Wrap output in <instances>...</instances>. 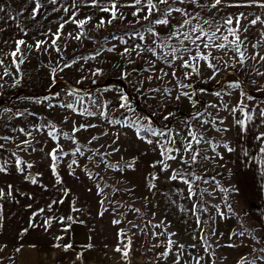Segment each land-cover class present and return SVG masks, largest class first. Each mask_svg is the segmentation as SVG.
I'll use <instances>...</instances> for the list:
<instances>
[{
  "label": "rangeland",
  "instance_id": "rangeland-1",
  "mask_svg": "<svg viewBox=\"0 0 264 264\" xmlns=\"http://www.w3.org/2000/svg\"><path fill=\"white\" fill-rule=\"evenodd\" d=\"M41 2L44 7L35 19H32L31 11L35 6L34 2H30V0H0V7L4 8V11L0 12V28L4 29L0 32V59H3L4 65L8 66L9 71L13 73L12 76L0 80V84L4 85L0 87V136L14 138L8 142L0 140V144L5 145L4 149H0V160L11 161L8 164L7 173H0V189L7 192L9 185L13 189L12 198L5 197L0 200V205H2L0 245H7L3 251H0V264H82L81 261L86 264L89 253H96V251L105 255V258H101V264H125L122 258L117 260L120 253L115 251L120 240L127 239V237L118 236L121 229L132 240L130 264H155L156 253L163 249L154 248L153 245L160 243L164 237L153 238L152 232H160L161 229L152 228L147 224L148 221H151V224H159L161 220L165 221L168 225L167 232L176 233L177 235L172 239L178 243L193 244L195 241H199L200 230L196 226L195 217L190 211L185 213L180 210L181 205L190 210L192 204L197 202L196 198L187 199V185L178 180L171 182L168 180L172 169L183 171L192 169L181 165L177 159L169 161L171 168L168 171L161 172L159 166L151 167L153 163L161 159L160 149L156 148L155 144L149 145L137 139L134 130L119 125L111 126L106 119L101 118L98 114L94 117L81 116L66 108H49L48 104L57 103V99H52L56 93L60 94L58 99L72 101L74 97L67 96V93L76 90L84 95L85 106L90 105L89 97H93L98 103L108 102V107L104 111L107 112L109 118H122L121 113L132 115L123 109L116 111L119 108V95L123 93L129 97L136 112L150 120L154 127L168 126L181 132L182 135H186V130L183 127L184 121L197 110L205 111L211 113L212 117L217 120L223 119L224 124H218V127L229 130L217 132L211 125L200 126L197 121H192L193 125L197 126L206 138L220 144H228L231 131L235 128L230 109L240 99L239 92L244 90L248 95L254 97L252 101H247L249 107L259 105L260 108H264V91L257 90L264 86V76H257L254 71L242 68L236 60L232 59L234 53L228 49L213 50V55L219 57L218 60H212V63L216 65L217 73L214 79H209L213 70L209 69L204 62H200L201 75H193L187 80L184 79V73L190 70L176 69L177 78L184 84H190V88H177V81L171 75L172 69L166 68L159 62H157L154 72H133L134 68L142 70L149 67L146 61L153 58L150 55L137 58L135 53H132L131 58L135 60V63L129 65L128 57H122L119 53L123 51L124 47L138 43V39L132 40L125 35L124 38L128 40L127 45L112 39L113 35H123L124 32L128 33L140 28L141 25L136 24V18L131 15L134 11L131 7L119 8V11L126 16L125 20H117L111 25L105 24L101 28H97L96 25L102 17L107 21L109 13L101 12L99 8L90 6L79 7L76 19H84L87 16L93 18L89 24L85 25L84 31L87 35L81 40L71 38L68 33H72L74 36L80 30L76 28L75 24H67L61 40L58 41L61 52L57 53L49 47L51 37H46L44 33H47L49 29L55 33L61 22L60 18L67 19L71 15V11L65 14L61 8L60 11L53 12V5L49 4L47 0H41ZM72 2L73 0H58L55 7H60L61 3L64 6H70ZM109 2L110 0H102L104 4ZM119 2L130 3L131 0H119ZM205 2L211 4L212 0H201V3ZM77 3L90 5L91 0H77ZM219 7V11L213 9L211 13L206 9L203 15L208 17L215 14L216 18L220 19L237 10V7ZM196 10L199 11V9ZM21 12L22 15H18ZM255 15L257 14L252 13V16ZM173 22L175 23V21ZM141 23L145 22L141 21ZM20 28H23L27 35H24ZM161 30L163 31V29ZM243 38L242 34L241 39ZM17 39H24L27 44L33 46L32 48L22 46V52L26 59L25 63L20 66V73L16 72L12 66V58L7 55L15 49ZM45 39L48 40V44H45L41 51H37L35 49L36 41ZM249 41L255 42L251 39ZM251 43H248L249 47ZM113 45H116V50L111 53L107 52L106 49ZM98 49L101 54L95 56ZM61 56L64 59H61ZM91 56H95V59H91ZM80 57L87 59H80L71 68H65L64 71L58 70L54 75L51 74V69L57 67V64L59 67H63L65 62ZM161 67H165V71L169 73L162 80L156 78L160 75L159 68ZM96 69H101L102 74L93 77L91 72ZM258 69L260 72H264V63H260ZM3 71L4 69L0 67V76L3 75ZM123 71L132 74L127 79H122L121 72ZM150 75L153 78L149 82ZM14 79L20 80L16 87H12ZM78 81L81 82L78 83ZM253 81L256 83L253 84ZM235 82L240 83L241 89L228 88L229 84ZM137 88H141V91L138 92ZM153 88L171 89V96L148 91ZM181 91L192 94L193 99L198 101L195 107L186 97H181L179 101L175 99V96ZM217 91L222 93L221 97L215 95ZM225 92H230V95H223ZM45 97L49 99L46 100ZM222 102L228 104V110H223ZM213 104L220 106L221 110L218 111L217 108L210 107ZM75 106L77 109L80 108V105ZM5 109L10 111L6 112ZM17 112H23L25 115L14 116L13 114ZM169 113H174V115L165 120L164 117ZM65 117H67L66 123L64 122ZM46 121L54 122L59 128L69 133L72 132L74 121L77 126L79 124L96 125L95 128L76 133L78 142L91 149H99L100 153L112 152L113 148L118 147L119 152H114L111 156H106L105 159L109 163L119 166L135 159L134 170L125 168L123 171H116L106 168L102 163L96 167L88 159L91 153H85L83 157L69 155L59 164L58 172L62 183L57 185L50 168L51 158L47 155L56 144L47 135V131L36 132L33 127ZM30 127H33V136L35 137L33 147L37 149L43 147L42 152H32L31 149L24 152L16 148V144L25 139L18 129L25 128L27 130ZM14 128L17 131H12ZM105 132L108 135H104ZM117 132L119 139L116 144H112V141L116 139L113 133ZM93 136H97L99 139L88 144ZM59 143L68 152L75 147L70 141L63 138L59 140ZM199 148L201 156L212 158L201 159L194 166L197 175L208 180V183H204L203 180L197 182L198 191L206 190L204 200L207 201V213L200 214V219L201 221L207 220L208 225L201 224V227L206 230L210 226V218H215L217 239H220L223 238L221 231L235 225L242 217V213L239 212L237 216L235 215L236 217L226 215L228 210L224 197L227 196V203L230 204L229 192L222 193L217 188V182L221 186L224 185L223 183L228 185L227 180L232 177L230 152L223 147H217L214 153L212 148L204 143L199 145ZM13 151L23 161L33 163L34 167L27 171L33 175L40 174L37 184L33 185L26 181L24 175L16 171L15 157L11 155ZM220 156L223 159H220ZM72 159H76L80 167L73 166L72 169H69L68 164ZM94 160L98 162L99 156L94 157ZM85 167L96 174L93 179H89L84 171ZM153 173L157 174L159 178L155 181L156 188L149 191L148 182ZM97 184L104 189L100 195L97 194ZM105 184L109 187H104ZM63 189L68 190L67 196L64 195ZM175 189L181 190L182 195H177ZM146 197L147 199H145ZM53 200L57 203L52 204ZM61 200L63 203L59 202ZM101 201H104V207H107L108 211H104ZM49 204H52L51 210L48 209ZM212 205H219L226 218L221 219L216 208ZM74 208L81 209V211H74ZM39 209H44V211L32 221L36 226L30 227V217ZM133 209H140V212L137 213ZM102 212L103 215L100 214ZM153 213H155L154 218ZM61 217L64 218L63 222L60 220ZM47 218H51L52 223L45 230L44 220ZM114 219H120L121 223L113 224ZM71 223L76 224L73 229L70 228ZM25 229L27 232L21 236L20 233ZM193 235L197 236V239L193 240ZM56 237H62V239L57 241ZM57 243L61 247H54ZM70 244L75 247L74 250L81 249L83 252L77 256V253L75 254L73 251H65L63 246ZM31 245L35 247H30ZM90 245L91 248L87 251V247ZM18 247L21 248L20 252H16ZM64 252H68L71 256L70 262L62 263L61 256ZM110 253L113 255L109 256ZM161 261L165 264L171 263V260ZM158 262L160 263V261ZM206 264H210V257H207Z\"/></svg>",
  "mask_w": 264,
  "mask_h": 264
},
{
  "label": "snow or ice",
  "instance_id": "snow-or-ice-1",
  "mask_svg": "<svg viewBox=\"0 0 264 264\" xmlns=\"http://www.w3.org/2000/svg\"><path fill=\"white\" fill-rule=\"evenodd\" d=\"M30 2H34V7L31 11V18L35 19L40 10L44 7V4L41 0H30ZM47 2L53 5V12H58L63 10L65 14H68L71 11V15L68 16L67 19L61 17V22L55 33L51 32V29L47 33H44L46 37H51V42L49 47L55 50L57 53L61 52V47L58 41L62 38V33L65 26L69 23L75 24L76 28L80 31L73 36L72 33H68V35L75 39L81 40V38L86 37V32L84 31L85 25L89 24L93 19L91 16H87L84 19H76L78 15V8L81 6H90L93 8H99L101 12L109 13V19L107 21L102 17L99 23L96 25L97 28L104 27L105 24L111 25L114 21L120 20L123 21L126 19V16L119 11V8L122 7H131L134 11L131 15L136 18L135 23L140 24V28L136 29L132 33H125L123 35H113L112 39L119 40L120 44L127 45L128 40L124 38L125 35L129 36L130 39L136 40L138 39V43L130 47H124L123 51L119 53L122 57H128V64L135 63V60L131 58L132 53H135L137 58H144L147 55H150L153 59L147 60V64L149 67H145L144 69H133V72L145 71V72H154L156 70L157 62L162 63L166 68L172 69L171 75L172 78L177 81V88H190V84H184L180 82L176 75L177 68L189 69L190 71H186L184 73V79H190L193 75H201L200 71V62H204L209 69L213 70L212 76L209 79H214L216 73V65L212 63V60H218L219 57L213 55V50H224L228 49L230 52L234 53L232 59L236 60L242 67L247 66V61L250 59L255 61L257 64L264 63V54H261L259 51L255 52L252 55H248V43H251L248 37L245 35L243 39H241V35L247 33L250 27H254L257 24L264 27V17L260 15H256L253 19L248 18V15L240 12L229 14L226 17H222L220 19L216 18L215 14H212L208 17L203 15V12L207 9L209 13L212 12L213 9L217 11L220 10L219 6L225 7H257L264 9V0H246V2H232V0H212L211 4L207 2L201 3V0H131L130 3H120L119 0H110L109 3L104 4L102 0H91L90 5H82L78 4L77 0H73L70 6H64L62 3L60 7H55L58 4V0H47ZM191 6V7H189ZM196 9H199L197 11ZM4 8L0 7V12H3ZM18 15H22V12ZM144 21L145 23H141ZM175 21V23L173 22ZM132 23V21H129ZM20 27V25H17ZM163 29V31L161 30ZM21 32L24 35H27V32L20 28ZM4 31V29L0 28V32ZM231 37V39H229ZM107 40V38H105ZM7 43V41H5ZM48 44V40H37L35 43V49L37 51H41L43 46ZM22 46H26L28 48H32V45L27 44L24 39H17L15 41V49L9 52L7 55L12 58V66L16 69L17 73L21 71V65L25 63L26 56L22 52ZM261 46H264V32H261L260 39L255 43H251V47L253 49H257ZM116 50V45L109 47L106 49L107 52L111 53ZM47 51V49H45ZM101 54L100 49H98L95 53V56H99ZM95 56H91V59H95ZM61 59H64L61 56ZM80 59H87L84 57L74 58L70 62H65L63 67H53L51 69V74L57 73V71H64L65 68H71L73 64L77 63ZM234 66V65H233ZM0 67L4 69L3 75L0 76V80H3L4 77L12 76L13 73L9 71L8 66L4 65L3 59H0ZM165 67L159 68L160 75L157 76V79H164L167 77L169 73L165 71ZM250 71H254L257 76H264V72H260L258 68L250 69ZM102 74L101 69H96L91 72L93 77L99 76ZM132 73L123 71L121 72V78L127 79ZM153 76H149V82L152 80ZM81 81H78L80 83ZM20 83L19 79H14V83L12 87L18 86ZM256 81H253L255 84ZM3 84H0V87H3ZM142 88V84H141ZM141 88H137V91H141ZM229 89H241V85L239 82L231 83L228 85ZM258 91H264V86H261L257 89ZM149 92H158L164 95L171 96V89L164 88H153L149 89ZM217 97H221L222 93L217 91L215 93ZM223 95H230V92H225ZM67 96L74 97L72 101H67L64 99H58L60 97L59 93H56L52 99H57L56 104L49 103V108L60 107L66 108L73 113H76L81 116L86 117H94L97 114L106 119L108 124L111 126H121L127 129L134 130V135L137 139L152 145L155 144L156 148L160 149V157L158 161L153 163L151 167L156 168L159 166V170L161 172L168 171L171 168L169 161H176L179 159L181 165H186L191 171H183L172 169L171 175L168 177V180L171 181H180L183 184L187 185L188 195L187 199L192 200L196 198L197 202L192 204V208L189 210L185 208L183 205L180 206V210L182 212H191V214L195 217V223L197 228L200 230V240L203 246V250L205 253H209V249H212V245L209 243L211 236L216 235L215 230L209 228L207 231L205 228L201 227V224L208 225V221H201L200 214L207 213V201L204 200V195L206 190H197L198 185L197 182L203 180L204 183H208V180H205L203 176L197 175L196 170L194 168L195 165L202 160L212 159L208 156H201L199 145L202 143L208 144L212 151L215 153L217 147H223L228 152H233L235 149L230 147L229 144L210 140L205 137L204 133L199 130V128L193 125L192 121H197L200 126L211 125V127L217 132H227L228 128H220L219 125L224 124V120H217L212 117L211 113H207L205 111L197 110L195 113H192L190 118L184 121V129L186 130V135H182L181 132L175 131L174 129L165 126L163 128L154 127L152 122L148 120L146 117L140 116L136 109L134 108L131 100L126 94L121 93L119 95V108L116 111L121 109L125 110L127 113H131L132 115H124L121 113L122 118H109L107 112L104 111L108 107V102H104L103 104L98 103L97 100L93 97H89L90 105H84V95L80 94L76 90L69 91ZM181 97H186L190 103H192L193 107L196 106L198 101L193 99V96L189 92L181 91L178 95L175 96V99L179 101ZM240 99L238 100L235 106H232L230 109V114L233 117V122L236 126H238L241 132H246L249 129V126L254 124V118L259 119V123L255 124V127L261 128L258 134L255 136V140L258 142V153L253 157L254 162L259 166L260 176L264 179V108H260L259 105L252 107L249 109V105L247 101H252L254 99L253 96L248 95L246 91L241 90L239 92ZM45 99H49L45 97ZM75 105H80V108L77 109ZM210 107L217 108V110H221L218 105H210ZM228 104L226 102H222L223 110H228ZM259 109V111H257ZM4 111H10L5 109ZM239 113V115H237ZM29 115H34L33 113H28ZM14 116L20 117L25 115L23 112H17L13 114ZM174 113H169L164 117L165 120H168L169 117L173 116ZM64 122H67V117L64 118ZM36 132L47 131V135L51 138L53 142H55L56 146L52 149L51 152L47 153L51 158V172L55 177V182L57 185L62 183V179L59 175L58 168L60 162L66 156L76 157L77 155L83 157L85 153H91L88 156L89 161H91L96 167H99L100 164H104L106 168L113 169L116 171H123V169H133L135 166V159L130 162H126L123 166H119L117 164H111L108 160L105 159L106 156H111L114 152H119L120 149L113 148L112 152L100 153L99 149H91L86 145H81L76 139V133L81 130L87 131L89 128H95L96 125L93 124H79L76 125V122H73L72 132L69 133L62 128H59L54 122L46 121L45 123L33 126ZM33 127L29 129L19 128L18 131L25 137L23 141L16 144V148L20 151L27 152L31 149L32 152L35 151H43V147L37 149L33 147V140L35 137L33 136ZM12 131H17V129H12ZM104 135H108L107 132ZM116 136V139L112 141V144H116L119 139V133H113ZM63 138L65 140L70 141L73 145H75L74 149L70 152L65 151L62 145L59 143V140ZM13 137L9 136H0V140H4L8 142L13 140ZM99 139L97 136H93L88 144H91L93 141ZM5 145L0 144V149H4ZM111 147V145H109ZM13 157H15V168L16 171L22 175L26 181H29L31 184L35 185L38 183L39 173L33 175L30 171L34 165L33 163H28L23 161L15 151L11 153ZM219 155V153H217ZM244 155L248 156V152L244 150ZM99 156V161L94 160V157ZM220 159H223L220 156ZM11 161L0 160V173H7L8 164ZM73 166L80 167L78 161L76 159H72V161L68 164V168L72 169ZM27 171V174H25ZM84 171L89 176V179H93L96 174L89 171L86 167ZM70 174H73L70 172ZM158 175L153 173L150 176L148 182V189L152 191L156 188L155 181L158 179ZM215 179L214 177L212 178ZM44 187L43 185H41ZM264 186V185H262ZM104 187H109V185L105 184ZM217 188L222 193H228L229 189L219 185L217 182ZM98 192L100 195L103 193L104 189L97 184ZM46 190V189H45ZM113 191H116L113 189ZM232 191H238L237 189H232ZM177 195H182L181 190L175 189ZM63 193L65 196L68 194L67 189H63ZM211 195V193H208ZM5 197L12 198L13 197V189L12 186H8V191L5 192L3 189H0V200H3ZM107 199V198H105ZM147 199V197L145 198ZM225 205L227 207L228 213L235 215L231 204L227 203V196L224 197ZM63 203V201H59ZM57 203V201L53 200L52 204ZM175 203V201H173ZM52 204L48 205V209L51 210ZM101 206L104 207V201H101ZM30 207V206H29ZM212 207L216 208L217 214L221 217V219L226 218L225 213L221 211L219 205H212ZM74 211H81V209L74 208ZM44 209H39L37 212H34L32 217H30V227H35L36 225L32 223L35 220L36 216L42 213ZM104 211H108L107 207H104ZM133 211L139 213L140 209H133ZM0 212H2V205H0ZM103 215V212L100 213ZM155 217V213H153V218ZM60 220L63 222L64 218L61 217ZM52 223L51 218H47L44 220V227L47 230ZM121 223L120 219H114L113 224ZM148 225H151L152 228L161 229L160 232H152L153 238L164 237V239L160 240V243L154 244V248H161L162 251L156 253L155 259L157 261L171 260V264H201V261L204 259L203 256L200 255H192L191 253H187V249L185 245L179 244L177 241L173 240L172 237L176 236V233H168L167 228L168 225L165 221L161 220L159 224H151V221L147 222ZM133 227H138L137 225H132ZM0 227H2V216H0ZM27 232L25 229L20 233L21 236ZM246 230L240 231L239 233L233 232L229 239L231 240L233 236H244ZM222 235V234H221ZM119 237H127L126 240L121 239L118 246L115 248V251L121 254V258L125 261V264H130V253L132 251V240L128 237V234L124 230H120L118 232ZM193 240L197 239V236L193 235ZM57 241L61 240L62 237H56ZM255 243H261L256 237H252ZM235 244H228L227 247H235ZM7 245H0V251H3ZM30 247H35L31 245ZM54 247H61L59 243L55 244ZM64 250L67 251L71 245H64ZM191 248H195L196 245L189 246ZM261 253H264V247L259 249H255ZM21 248H16V252H20ZM187 253V255H186ZM210 256H214L213 252L209 253ZM257 261L260 264H264V256H256L253 259L249 260L247 256H242L237 264H257ZM212 264H216V261L213 260Z\"/></svg>",
  "mask_w": 264,
  "mask_h": 264
},
{
  "label": "crops",
  "instance_id": "crops-1",
  "mask_svg": "<svg viewBox=\"0 0 264 264\" xmlns=\"http://www.w3.org/2000/svg\"><path fill=\"white\" fill-rule=\"evenodd\" d=\"M232 2H246V0H232ZM234 13L243 12L248 15L249 20L253 19L252 13L261 15L264 17V9L257 7H238ZM261 32H264V27L257 24L254 27H250L246 35L248 39L254 40L255 42L260 39ZM253 42V43H255ZM259 51L264 54V46L257 49H253L248 46V55H252ZM259 64L255 61L248 60L247 66L242 67L244 69H256ZM252 107H249L251 109ZM259 123V119L254 118V124L249 126L246 132H241L240 128L235 125L234 130L231 131V137L228 141L230 147L235 150L230 153V163H231V176L229 177L228 185L223 183L224 187L229 189L230 204L232 209L237 216L238 212L242 213L238 223L226 228L221 231L223 238L217 239L218 232L215 226V218L213 219V226L216 235L211 236L210 242L214 245V251L220 256V264H237L242 256H247L249 260L256 256H264V253L256 251L264 247V179L260 176L259 166L254 162L253 157L258 153V142L255 140V136L258 134L261 128L255 127V124ZM244 150L248 152V156L244 155ZM228 156V155H227ZM232 189H237L238 191H232ZM228 217H236L230 213H226ZM246 230L244 236H233L229 239V236L235 231L239 233L240 231ZM256 237L261 243H255L252 237ZM200 237V233H199ZM183 244V243H179ZM228 244H235V247H227ZM187 249V253L192 255L203 256L204 259L201 264H206L207 257H210V264L214 259L209 253H205L201 240L195 241L193 244H183ZM196 245L195 248L189 246ZM91 245L87 247V251L90 250ZM68 250L73 251L77 256L82 253L83 250H74L69 248ZM186 253V255H187ZM113 254L110 253L109 256ZM105 256V255H104ZM99 251L96 253H89L86 264H101V258L104 257ZM62 263L70 262V255L68 252H64L61 256ZM105 258V257H104ZM121 258V254L117 257V260ZM79 258L77 257V261ZM105 260V259H104ZM106 261V260H105ZM116 261V260H115ZM155 264H165L160 260V263L156 260ZM83 264V261H81ZM78 264V263H77ZM167 264H171L168 263ZM257 264H260L257 261Z\"/></svg>",
  "mask_w": 264,
  "mask_h": 264
},
{
  "label": "trees",
  "instance_id": "trees-1",
  "mask_svg": "<svg viewBox=\"0 0 264 264\" xmlns=\"http://www.w3.org/2000/svg\"><path fill=\"white\" fill-rule=\"evenodd\" d=\"M132 32H134V31H129L128 33H132ZM124 33H127V32H124ZM210 221H211V223H210V226L208 227V228H206V231L209 229V228H211V229H214V226H213V217H212V219L210 218ZM76 224L75 223H71V225H70V228L71 229H73V227L75 226ZM74 235V234H73ZM72 235V236H73ZM83 238V237H82ZM209 243L212 245V249H209V251H210V253L211 252H213V250H214V245L210 242V240H209ZM71 245V244H70ZM70 248H72V249H74L75 247L74 246H71ZM214 259L213 260H215L216 261V264H220V256L214 251Z\"/></svg>",
  "mask_w": 264,
  "mask_h": 264
}]
</instances>
